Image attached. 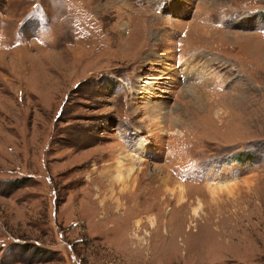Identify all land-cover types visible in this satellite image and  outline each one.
Wrapping results in <instances>:
<instances>
[{"label":"rangeland","instance_id":"374dc122","mask_svg":"<svg viewBox=\"0 0 264 264\" xmlns=\"http://www.w3.org/2000/svg\"><path fill=\"white\" fill-rule=\"evenodd\" d=\"M0 264H264V0H0Z\"/></svg>","mask_w":264,"mask_h":264},{"label":"bare ground","instance_id":"6f19581e","mask_svg":"<svg viewBox=\"0 0 264 264\" xmlns=\"http://www.w3.org/2000/svg\"><path fill=\"white\" fill-rule=\"evenodd\" d=\"M150 88H152V86H150ZM148 90L151 91L150 89H148ZM143 146H144V144H140V146L137 148V149L140 150V153L142 152L141 150L143 149ZM124 157H125V160L127 161L128 160L127 156H124ZM120 164H122V162H120ZM117 177H118L117 180L119 181V183H125V182H120L121 181L120 177L119 176H117ZM136 179H137L136 177H134L133 175L129 174V175H127L125 181H127V182L133 181L134 182V181H136Z\"/></svg>","mask_w":264,"mask_h":264},{"label":"trees","instance_id":"16d2710c","mask_svg":"<svg viewBox=\"0 0 264 264\" xmlns=\"http://www.w3.org/2000/svg\"><path fill=\"white\" fill-rule=\"evenodd\" d=\"M240 155H241V156H240ZM240 155H238L237 157H238V158H241V159H242V158H245V157L243 156V154H240Z\"/></svg>","mask_w":264,"mask_h":264}]
</instances>
